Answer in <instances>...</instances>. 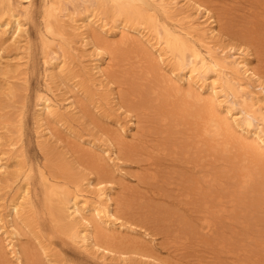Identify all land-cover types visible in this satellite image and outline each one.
Wrapping results in <instances>:
<instances>
[{
  "label": "bare ground",
  "instance_id": "obj_1",
  "mask_svg": "<svg viewBox=\"0 0 264 264\" xmlns=\"http://www.w3.org/2000/svg\"><path fill=\"white\" fill-rule=\"evenodd\" d=\"M24 1L30 2L0 0V43L25 48L21 58L31 48L27 27L31 10ZM41 5L43 84L34 108L38 143L46 147L50 140H61L56 127L65 129L101 173L111 161L121 167L122 157L144 154L148 142L157 139L141 137L135 115L127 127L116 120L117 128L104 132L103 144L69 130L89 102L121 108L117 98L124 84L113 76L132 77L130 83L136 80L137 89L125 95L144 106L142 113L160 125L161 140L150 143L152 151L164 152L169 145V153L181 150L183 160L179 180L168 191L158 188L163 180H157V162H148L154 168L146 176L145 188L163 200L155 208L176 217L178 223L172 224L189 233V248L196 255L215 253L236 263L264 264V214L255 231L229 221L246 217L245 208L254 212L264 206V82L242 47H264V0H43ZM217 9L223 12L218 14ZM196 12L200 14L194 17ZM222 17L237 34L236 49L220 43ZM122 51L133 55L127 57L129 65L119 69L115 58ZM9 60L0 47L4 81L0 103L6 100L12 105L17 102L16 84L27 90L29 55L22 62ZM20 101L14 115L0 112V264H22L25 255L28 264H36L35 255L23 253L17 242L19 222L33 233L48 264L57 261L43 237L53 234L88 254L95 251L96 257L124 258L126 247L117 249L118 244H127L120 231L124 223L114 211L119 203L112 197V183L96 180L88 172L74 173L59 183L55 174L49 175L56 166H38L43 214L38 215L37 194L30 187L36 180L33 167L16 162L9 169L11 158L23 156L24 95ZM132 125L139 131L129 130ZM14 182L17 186L7 195L6 188ZM128 188L124 187L128 194L135 192ZM254 200L262 204L253 211ZM129 214L130 219L144 221L139 210Z\"/></svg>",
  "mask_w": 264,
  "mask_h": 264
},
{
  "label": "rangeland",
  "instance_id": "obj_2",
  "mask_svg": "<svg viewBox=\"0 0 264 264\" xmlns=\"http://www.w3.org/2000/svg\"><path fill=\"white\" fill-rule=\"evenodd\" d=\"M42 1L43 0H30V2H23L24 4L29 3L31 10V21L27 24L31 45L30 50L27 49L28 54L21 58L20 56L24 54L23 51L25 48H22L23 50H18L17 48L14 49L8 41L0 43L2 54L5 58L10 59L9 61H13L14 63L22 62L29 55V60L25 64V75H27L25 86L27 90L24 86L17 83V96L14 98L17 99V102L8 105V101L6 102V100H4L0 103V112L6 110V116L8 117L9 113L14 112V115L18 111L21 104L20 98L22 95L25 96L26 106L24 107L25 112L22 120L20 142L23 156L11 158L9 160V169L12 168L11 166L14 163L16 166V162H25L26 165L29 164L33 167L36 180L33 181V185L31 184L30 187L31 189L33 188L32 190L35 189V194H37V196L34 197V201L40 209L37 212L40 217L43 214L41 209V187L38 183V174L36 170L38 166L49 165L50 168L56 166L57 168L53 169L49 175L55 174L57 176V180L55 181L59 183H64L67 179H70L69 177L71 175L74 173L79 174L80 172H88L93 175L96 180L104 179L105 182L112 183V197L119 203V205H114V211L115 209L117 210L115 213H118L117 216H120V219L124 223V227L121 228L120 231L126 236L127 243L117 245V249L119 250H124L126 247V254L123 255L124 258H118L119 255L116 254L112 258L111 256H108V258L105 256L106 260L103 261V259H105L104 256L101 258L102 256L99 257V254L97 253V256L99 257L98 260L95 251L94 254H88L67 241H63V239L54 234L49 239L45 236L43 238L47 239L45 242L51 245L57 264H159L160 261H166L170 264H245L236 263L223 256L218 258L215 253H211L209 256H207V253L196 255L192 249L189 248L191 246L190 240H192L189 238V233L172 224L173 221L178 223L176 217L169 216L168 214L166 215L155 208L154 205L156 203H161L163 200L150 193L152 188H145V181H147L146 176L151 172V169L154 168V166L151 168L148 162H157L155 168L157 180H163V182L160 183L162 184L161 187L158 188L168 191L170 188H174L176 182L179 180L177 174L181 169L180 165L183 160L180 159L181 150L177 155L169 153V145H167V151L164 150V152L160 153L156 152V150L152 151L150 143L156 144L155 142L161 140L159 137L162 133L158 130L160 125L154 121L151 122L150 120H153L154 118H148L142 113V108H144V106L132 102L129 99V96L125 95L127 90L134 92L137 89V85L135 84L138 82H136V80L130 83V81L133 80L132 77L120 76L119 73L113 76L116 83L124 84L122 90L119 91L117 98V105L121 106V108L115 109L114 106L109 109L94 101L91 103L89 102L84 110L74 118V124L69 130L82 135L84 139H95V142L99 143L101 141V144H103L102 139L104 138V132H111V129L117 128L116 120H119L120 123H123V125L127 127V120L130 116L135 115L138 119L137 125L142 129L143 135L141 137L151 138L154 136L157 139L148 142L149 147L145 150L144 154L131 158L122 157V168L117 167V161H111L109 162L106 171L101 173L98 172L96 167L91 163L88 151L83 147L75 146L73 143L74 136L65 129H60L58 126L56 127L58 136H60L58 139L61 140H50L46 147L38 143L36 125L34 122V108L37 98L36 93L39 92L43 84L42 78L44 64L38 32L42 27ZM221 11L223 12L222 9H217L215 12L220 14ZM199 14L200 13L196 12L194 17H197ZM228 23L229 21L227 18L222 17V19L219 20L218 34L220 43L235 48L240 45V41L237 39L236 32L232 31L230 26H227ZM25 45L26 44H24V47H26ZM242 47L248 53L250 64L260 71L262 81L264 82V47H262V50H260V47H253L249 44ZM132 55V51H122L117 55L115 61L117 62L119 69L122 68V64L124 67L129 65L131 61H129L128 58ZM18 67L17 69H21L22 66ZM16 72L17 71H15V73ZM17 75L21 76L22 74L20 73ZM127 77H129L130 80H128ZM74 79L75 78H72V80ZM3 82L4 81L0 80V85H2ZM70 84L71 83L69 82L67 83L68 88L72 90L71 86H69ZM134 94L139 97L138 94ZM81 96L82 94H75V98H80ZM150 106L151 104L145 105V107ZM1 108L3 109L1 110ZM2 115H4V113H2ZM129 130L135 133L139 131V128H137L136 125H132V127L129 126ZM157 154L159 157H157ZM151 155L154 156L151 157ZM151 180L152 179L149 181ZM16 186L17 185L14 182L10 189L6 188V194H11L12 189ZM125 186H128L135 192L128 194V191L124 189ZM151 195L153 196L152 199H150ZM168 200H172V197L169 196ZM252 203H254L251 207L253 211L254 209H259L260 204H262L259 200H254ZM122 209L127 213H122ZM136 210L142 212L140 217L144 219V221L140 222L138 220L130 219L131 216L129 212ZM263 210L264 206L261 207L260 211L255 210L254 212L245 208L244 213L247 215L246 217L242 219H239V217H231L229 221L238 228L245 230L252 229L255 231V224H259V228H261V222L259 219L262 214H264ZM6 212L7 208L5 213ZM237 221L240 222V224ZM18 226L20 236L17 242L23 249V253L25 251V253L30 252L31 254H34L36 257L34 258L36 264H48L40 254L33 233L22 222H19ZM37 234L40 233L38 232ZM131 241H133V243H131ZM25 257L26 255L24 256L22 264H28V258Z\"/></svg>",
  "mask_w": 264,
  "mask_h": 264
}]
</instances>
